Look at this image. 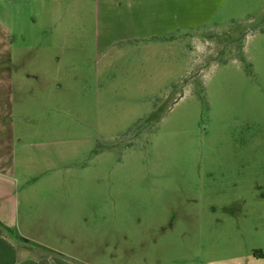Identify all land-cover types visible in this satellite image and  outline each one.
Here are the masks:
<instances>
[{
	"label": "rangeland",
	"instance_id": "1",
	"mask_svg": "<svg viewBox=\"0 0 264 264\" xmlns=\"http://www.w3.org/2000/svg\"><path fill=\"white\" fill-rule=\"evenodd\" d=\"M0 19L21 235L77 264L264 247V0H0Z\"/></svg>",
	"mask_w": 264,
	"mask_h": 264
},
{
	"label": "crops",
	"instance_id": "2",
	"mask_svg": "<svg viewBox=\"0 0 264 264\" xmlns=\"http://www.w3.org/2000/svg\"><path fill=\"white\" fill-rule=\"evenodd\" d=\"M10 47V31L0 19V226L12 230L20 240L46 248L49 252L36 253L32 246H23L21 241L18 243L12 240L0 228V264H77L78 259L71 253L58 251L34 236L21 235L17 230L18 208L16 190L12 183L16 140L9 123L10 93L14 81V73L10 69L13 63ZM7 64H10L9 67H6ZM201 264H264V247H255L252 251L242 253L235 252L228 257H219L216 253V260Z\"/></svg>",
	"mask_w": 264,
	"mask_h": 264
},
{
	"label": "trees",
	"instance_id": "3",
	"mask_svg": "<svg viewBox=\"0 0 264 264\" xmlns=\"http://www.w3.org/2000/svg\"><path fill=\"white\" fill-rule=\"evenodd\" d=\"M1 230L3 233H5L8 237H10L12 240L20 243L19 241H21L17 236H15L14 232L12 230H10L9 228H6L4 226H0Z\"/></svg>",
	"mask_w": 264,
	"mask_h": 264
}]
</instances>
